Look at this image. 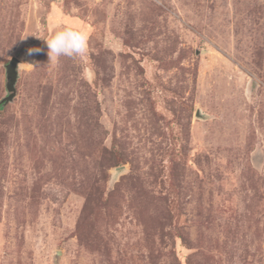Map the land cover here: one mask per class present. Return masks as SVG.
<instances>
[{
    "label": "rangeland",
    "instance_id": "rangeland-1",
    "mask_svg": "<svg viewBox=\"0 0 264 264\" xmlns=\"http://www.w3.org/2000/svg\"><path fill=\"white\" fill-rule=\"evenodd\" d=\"M11 57L0 264H264V0H0Z\"/></svg>",
    "mask_w": 264,
    "mask_h": 264
},
{
    "label": "clouds",
    "instance_id": "clouds-1",
    "mask_svg": "<svg viewBox=\"0 0 264 264\" xmlns=\"http://www.w3.org/2000/svg\"><path fill=\"white\" fill-rule=\"evenodd\" d=\"M28 35L30 34L24 35L21 39H27ZM35 37L46 44L49 61H59L61 57L76 59L88 52V33L72 24L59 25L51 33ZM43 50L40 47H30L27 54L32 56Z\"/></svg>",
    "mask_w": 264,
    "mask_h": 264
},
{
    "label": "water",
    "instance_id": "water-1",
    "mask_svg": "<svg viewBox=\"0 0 264 264\" xmlns=\"http://www.w3.org/2000/svg\"><path fill=\"white\" fill-rule=\"evenodd\" d=\"M18 64H19L18 58L11 57L9 61L7 62V64L5 65V74H6L5 88H6L7 96H5L0 101V107L4 105L6 102L12 100L15 94L14 84L17 79Z\"/></svg>",
    "mask_w": 264,
    "mask_h": 264
}]
</instances>
